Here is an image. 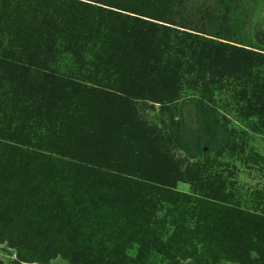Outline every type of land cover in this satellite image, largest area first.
<instances>
[{"label": "rangeland", "instance_id": "obj_1", "mask_svg": "<svg viewBox=\"0 0 264 264\" xmlns=\"http://www.w3.org/2000/svg\"><path fill=\"white\" fill-rule=\"evenodd\" d=\"M194 2L0 0V144L264 216V0H224L213 19ZM241 9L248 18L237 20ZM136 20L159 33L137 39ZM55 81L102 91L123 106L89 107L83 93L62 92ZM26 98L29 125L38 105L43 113L68 99L76 130L29 134L28 126L20 143L10 141ZM5 168L0 156L1 185ZM54 191L64 208L83 206L69 187ZM39 193L35 186L37 200ZM42 224L41 214L26 220L16 234L23 244L0 242V264H96L82 249L36 255ZM122 254L102 252L97 264H194L133 244ZM214 264L236 263L221 256Z\"/></svg>", "mask_w": 264, "mask_h": 264}, {"label": "trees", "instance_id": "obj_2", "mask_svg": "<svg viewBox=\"0 0 264 264\" xmlns=\"http://www.w3.org/2000/svg\"><path fill=\"white\" fill-rule=\"evenodd\" d=\"M218 2L195 0L193 7H203L205 18L213 19L221 16L219 7L224 0ZM242 10H236L240 15L237 20L248 18ZM135 23L140 24L138 20ZM135 27L139 40L143 32L159 33L150 23L143 22ZM141 42L151 44L152 41L144 39ZM55 85L62 92L83 93L89 107L112 103L123 106L124 100L102 91L64 81H55ZM69 98L76 99V96ZM27 100L22 110L19 109L20 120L10 141L20 143L16 140L28 126L29 134L38 128L44 133L59 134L68 129L76 130L75 113L69 109L68 99L60 106L46 107L43 113V109L39 112L38 105L30 125L32 112L30 105H26ZM0 147L5 149L4 152L0 150V156L6 161L3 173L6 182L0 184V242L23 244L22 237L16 234L23 229L26 220L34 221L41 214L44 236L35 238L36 255L48 250L65 248L74 253L82 249L97 264L104 261L100 253L107 252L117 259L133 244L146 254L170 260L190 259L194 264H214L221 256L236 264H264V216L166 186L51 159L19 146L0 144ZM61 185L70 188L72 197L82 195L83 206L71 210L64 208L54 191ZM35 186L40 192L38 200L35 199ZM104 209H109L111 215H104ZM93 240H96L95 245Z\"/></svg>", "mask_w": 264, "mask_h": 264}]
</instances>
